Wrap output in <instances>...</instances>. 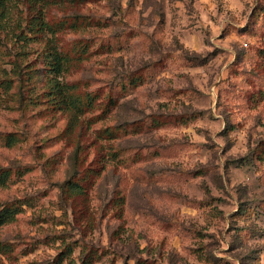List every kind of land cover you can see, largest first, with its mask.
I'll use <instances>...</instances> for the list:
<instances>
[{"label":"rangeland","instance_id":"obj_1","mask_svg":"<svg viewBox=\"0 0 264 264\" xmlns=\"http://www.w3.org/2000/svg\"><path fill=\"white\" fill-rule=\"evenodd\" d=\"M5 1L12 19L55 27L71 59L60 80L98 99L73 120L46 93L13 110L0 87V132L23 137L0 142V169L31 167L0 186V204L23 209L0 227V264H53L66 244L60 264L89 250L91 264H211L199 246L239 264L251 243L264 264V159L252 158L264 149V0ZM29 59L28 87L43 93L48 71ZM131 73L140 81L124 89ZM242 202L255 211L237 216Z\"/></svg>","mask_w":264,"mask_h":264},{"label":"trees","instance_id":"obj_2","mask_svg":"<svg viewBox=\"0 0 264 264\" xmlns=\"http://www.w3.org/2000/svg\"><path fill=\"white\" fill-rule=\"evenodd\" d=\"M11 12L12 10L8 9L6 6V1L0 0V34L5 30L9 35L8 38L11 40V45L15 48L12 68L9 71L5 68L2 69L3 75L0 76V87L9 91L13 98L17 100V104L9 105V108L13 110L18 108L25 113L32 103L39 101L40 94L46 93L48 96L47 101L49 102L47 103V107L50 109L67 110L71 113V118L73 120L77 119L78 115L93 110L96 106V100L98 99L97 93H82L77 90L73 84L65 83L60 80L65 70L70 66L71 59L68 54L64 53L60 48L56 39L57 30L55 27L50 25L43 16H35L33 19L29 18L24 22L19 19L14 20L12 19ZM262 12L263 9L260 13L256 11V14L253 17V19H255L250 23L247 30L251 29V25L259 19ZM45 36L49 37L46 38ZM44 37L46 40L42 43V49H35L34 46L36 42H39L40 39ZM34 52H36V56L42 58L44 66L41 68H46L48 71L47 86L43 93H35L34 89L28 87L32 75L31 71L33 70L31 64L35 60L29 59V56ZM133 73H131L132 75L129 78V84L122 85L124 89L139 83L140 78L134 77ZM13 88H15V91L12 92L11 89ZM27 88L30 91L28 96L24 94ZM112 100L113 96L110 97L111 102ZM188 115L186 121L188 118H192L193 120L199 116V114L195 112ZM22 138L23 137L19 132H0V142L6 147L17 146L22 142ZM252 158L264 159V149L254 152ZM12 170L15 171V174L23 175L26 172H29L31 167L26 166L0 169V186H6L8 184L11 179ZM241 204V208L236 214L237 216L251 215L252 212L255 211V209L248 205V203L242 202ZM22 210V203L19 201L0 204V227L14 222ZM246 230H248L246 227L239 228L238 237L240 240L243 239L245 235L244 231ZM245 249L247 252L244 255H241L239 264H259V245L256 243L247 244ZM72 252L73 249L70 244H66L61 251V255L63 256H59L58 261H54L53 264H60L62 260L69 258ZM194 253L202 262L211 264L216 263L217 259L214 255L208 253L204 246L195 248ZM91 256L92 251L89 250L83 255L81 264H91ZM136 264L150 263L146 260L138 259Z\"/></svg>","mask_w":264,"mask_h":264}]
</instances>
